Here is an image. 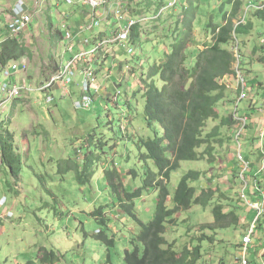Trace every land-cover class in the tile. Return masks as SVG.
Returning <instances> with one entry per match:
<instances>
[{
	"label": "rangeland",
	"instance_id": "374dc122",
	"mask_svg": "<svg viewBox=\"0 0 264 264\" xmlns=\"http://www.w3.org/2000/svg\"><path fill=\"white\" fill-rule=\"evenodd\" d=\"M19 1L0 0V40L7 37L4 23L9 19L11 6ZM24 1L30 7L31 12L28 13L32 17V24L24 33L8 40L17 39L25 51V57L10 61L3 68L0 66V91L4 85L24 84L33 90L43 87L54 74V68L71 58L69 53L63 51L65 43L56 32L63 35L62 27L65 28L67 21H78L79 17H74L72 21L62 18L61 13L72 7L62 0L59 1L62 2L60 7L57 0ZM116 1L125 7L132 19L153 18L159 9L163 11L159 20L133 29L132 41L135 40V43L132 45L129 42L127 45L134 50L133 55L128 56L126 49L112 47L110 54L114 56L93 64L96 85L100 80L98 88H101L104 79L110 81L124 76L119 78L121 88H118L120 96L117 102L108 100L112 91L105 92L108 101L95 97L89 111L78 112L72 103L81 96L77 93L81 87L78 86L70 92V96L65 97L63 92L51 88L43 93L23 95L26 99L7 103L6 112L0 117V121H6L0 137L3 131L13 135L14 148L21 161L15 176L7 166L0 167V200L4 198L6 201L0 208V264H41L39 258L44 252L54 253L58 257L56 264H125L124 251L130 249L129 242L138 229L123 215L124 210L119 208L117 196L108 186L106 173L119 170L117 181L122 184V191L127 192L142 186L143 176L148 170L157 174L151 161L143 163L139 160L142 152L136 148L137 142H133L135 136L132 134L133 139H129L127 128L131 126L135 113H141L143 107V103H138L132 94L140 86L142 72L144 80L148 78L145 66L153 63L156 54L161 55L173 43L175 36L172 31L176 22L180 21L182 7L185 9L189 1L197 0H179L175 7L169 9L166 6L172 0H112V3ZM201 1L207 5L205 7L211 13L213 22L221 24L218 7L227 0ZM240 1L245 6L242 9L244 14L246 5L255 0ZM263 4L262 0L253 5L258 7ZM111 9L109 6L101 14L103 22L99 29L104 30L103 34L113 25L110 21ZM251 14L249 11L246 17L258 25L254 34H264V21L253 19ZM248 37L254 36L250 34ZM244 40V53L247 55L252 45L248 46V51V40ZM238 42L242 46L240 39ZM90 47L87 44L86 48ZM255 57V63L248 64L247 73H242L246 79L247 94L246 99L238 105V113L249 120V128L241 138L243 155L250 157V163L258 171L263 157L256 153L255 142L264 115L256 114V110L264 107V87L261 86V90L256 92L254 85L260 81L264 86V63ZM14 65H25L27 71L13 74L11 68ZM235 65L236 60L233 71ZM80 80L78 76L73 79L78 85ZM224 84L228 86V98L217 109L220 117L233 114L234 105L230 107V103L238 99L236 82L227 78ZM71 86L67 87L68 91ZM130 92L132 98L128 96ZM49 99H53V103H48ZM53 105L55 110H50L52 114L45 112ZM122 117L123 123L120 121ZM136 126L138 138L145 140L152 137L147 127H139V123ZM217 126L218 122L210 123L207 130ZM233 132H228L226 128L219 129L218 140L222 144L214 146L215 162L182 163L172 183L168 184L172 192L173 186L188 171L200 172L203 175L201 187L207 189V186H211L217 192L218 202L223 209L232 210L239 217L237 224L232 221L230 229L213 232L209 228L215 224L213 206L209 209L196 207L190 212L176 215L174 225L168 226L166 239L174 244L178 252L189 249L193 254L200 248L201 256L197 264H239L241 252L237 245L256 217L239 200L241 186L235 179L239 167L233 161L236 156ZM89 137L95 146L92 153H87L84 146ZM129 170L137 174L135 181L127 174ZM210 180L211 185L207 183ZM155 202L153 190L144 191L142 199L134 202V214L142 223L147 224L152 220ZM100 207L104 209L102 218L107 220L108 231L91 218L90 213ZM99 231L114 241L113 246L96 240L95 235ZM254 239L255 244L264 246V217ZM250 258L253 256L250 255Z\"/></svg>",
	"mask_w": 264,
	"mask_h": 264
},
{
	"label": "trees",
	"instance_id": "16d2710c",
	"mask_svg": "<svg viewBox=\"0 0 264 264\" xmlns=\"http://www.w3.org/2000/svg\"><path fill=\"white\" fill-rule=\"evenodd\" d=\"M205 6L207 5L201 0H197L196 2L189 1L185 9L182 7L180 21L176 22L172 31L175 37L167 49L168 52L165 51L161 55L156 54L154 62L145 66L148 78L144 80L145 75L142 72L140 86L132 94L138 103H143V107L141 113H135L133 122L130 123L131 126L127 128L130 133L129 139L135 136L133 142H137L136 148L140 153L142 152L139 160L143 163L151 161L157 174L148 170L143 176L142 186L135 188L132 192H127L122 191L123 186L117 181L120 175L119 170L106 173L108 186L117 196L119 208L124 210L123 215L129 218L138 229L136 236L129 242L130 249L124 251L125 264H197L201 256L200 248H197L193 254L189 249L178 252L174 244L166 239L168 226L174 225L176 215L181 212L187 213L196 207L209 209L213 206L215 224L209 227L213 232L230 229L233 220L235 224L239 221L236 212L223 209L218 202L217 192L211 186H207V189L201 187L203 175L200 172L188 171L173 186L172 192L168 188L174 174L181 169L182 163H200L204 160L209 164L215 162L214 146L222 144L218 140L220 138L219 129L226 128L230 132L236 127L233 114L220 117L217 110L228 98L224 80L227 78L236 80L233 71L236 60L234 50L236 48L238 50V71L244 79L242 73H247L248 64L255 63V50L264 51V44H260L264 37L256 35L252 41L253 51H249L247 46L249 54L244 53L246 49L244 39L250 38L248 36L254 32V26L250 19H243V3L240 0H227L220 4L218 12L222 19L221 24L213 22L212 15ZM159 11L160 9L155 15ZM251 13H253L251 14L253 19L264 21V9ZM160 17L161 15L158 20ZM56 34L62 37V33L60 35L56 32ZM132 36L129 42L133 45L135 40L132 41ZM239 39L242 46L238 42ZM133 54L134 52L131 55ZM24 57L25 51L17 39H7L0 44L1 68L10 61H18ZM108 57L107 55L102 59ZM260 62L264 63L263 60ZM59 67L54 68V74ZM256 85L261 86V83H255L254 86ZM93 86H96V83ZM119 86L121 84L117 83V87ZM51 88L57 87H49L46 90ZM90 93L93 102L96 96L94 87L90 89ZM119 96L118 89H116L112 93V98L108 100L112 99L117 102ZM235 104L236 102L230 103V107ZM120 121L123 123L124 118L122 117ZM215 122H218V126L208 131V125ZM136 123H139V127H147L152 137L145 140L138 138ZM5 125L6 121H0V132ZM1 136L0 167L7 166L11 174L15 176L21 161L14 148V137L7 131H3ZM90 138H87L84 144L87 153H92L95 147ZM256 153L260 154V158L262 157L259 151ZM245 160L250 162L251 159L246 155ZM233 161L237 168L239 167L240 172L238 161L236 159ZM239 172L235 175L238 182ZM256 173L257 170L252 164L248 181L251 184L254 180L258 181L261 189L264 190V174L256 177ZM127 174L132 181H135L137 174L133 170L127 171ZM207 183L212 184L211 180ZM149 190L155 192L156 202L152 220L144 224L134 214V202L142 199L143 192ZM252 190L249 196L252 195ZM239 200L241 202V190ZM103 210V207H100L90 215L97 224L102 225L108 231L107 220L102 218ZM95 238L107 246L114 244V241L107 238L102 231H99ZM237 247L240 248V244ZM57 260L58 257L52 252H44L39 258L41 264H56Z\"/></svg>",
	"mask_w": 264,
	"mask_h": 264
},
{
	"label": "built area",
	"instance_id": "2783aa9c",
	"mask_svg": "<svg viewBox=\"0 0 264 264\" xmlns=\"http://www.w3.org/2000/svg\"><path fill=\"white\" fill-rule=\"evenodd\" d=\"M64 0L67 6L78 7L76 4H80L79 8L87 11L88 19L86 22L80 24L77 28L69 30L64 28V33L62 35V40L65 43L64 51L69 53L71 56L70 60L64 64H61L58 71L48 80L47 84L43 87H38L37 90H33L30 86L20 85H4L0 91L2 94L0 97V117L6 112V104L12 101L22 98L23 95H29L32 93H42L49 87H57L65 90L66 87L70 86L77 74V67H80V77L81 81V91L82 94L76 100L73 101V108L78 112H87L92 106V94L90 89L95 84L94 71L92 66L102 57L107 56L110 53L111 47H120L121 49H126L127 54H132V50L128 49L127 44L129 41L130 33L133 28L137 25L145 24L149 21L156 20L159 15L163 12L161 11L156 17L147 18L142 17L141 19H132L127 15L125 7L120 5L119 1L112 3V0ZM24 0H20L6 23V29L11 35L21 34L31 25L32 17L28 13V5L24 4ZM179 0H172L168 3L167 8H173L178 4ZM111 6V18L113 20V27L109 31V34L98 37L94 36L91 41L84 38L85 35H92L95 31L94 28L101 27L103 19L97 20V17L104 13V11ZM38 7V5H37ZM253 7L255 5L249 3L247 5V10L257 11ZM264 9V5L258 6ZM76 42L78 45L76 46ZM89 44L91 47L86 48ZM260 44H264V39L260 41ZM80 49V50H78ZM236 65L234 72L236 75V85L238 92V99L233 110V117L236 122V127L233 132L232 142L235 147V159L240 165L239 182L241 186V204L243 207L253 213L256 217L251 223V225L246 229L241 242H240V259L239 264H251L250 255L253 250L263 248L260 244H255V236L258 230V225L261 219L264 217V190L261 189L258 181L254 180L252 183L248 181V175L251 173L252 164L245 160L242 152L241 138L248 128L249 120L246 117L239 115L238 105L246 99L247 85L245 79L239 73V57L238 50H234ZM27 67L25 65H14L11 68V72L16 74L18 72L25 73ZM79 72V71H78ZM226 88L228 86L225 84ZM97 93V91L95 90ZM53 99H49L48 103H51ZM256 112L259 115H264V107L257 108ZM122 130L124 128L122 127ZM256 148L261 153L263 157V162L256 173V177L263 176L264 174V120L261 123L260 129L256 137ZM252 190V195L249 196L250 190ZM5 199L0 200V208L5 205Z\"/></svg>",
	"mask_w": 264,
	"mask_h": 264
},
{
	"label": "crops",
	"instance_id": "0c3cea01",
	"mask_svg": "<svg viewBox=\"0 0 264 264\" xmlns=\"http://www.w3.org/2000/svg\"><path fill=\"white\" fill-rule=\"evenodd\" d=\"M60 0H57V6L58 7H60V4L62 3V2H64V0H62V2L60 3L59 2ZM259 1H262V0H255L254 2H249V3H251V4H254L255 2H259ZM264 1V0H263ZM248 3V4H249ZM264 5V4H263ZM76 6H78V7H72V8H68L66 11H64L63 13H61L62 14V18L63 19H69L70 21H72L73 19H74V17H79V19H78V21H76V22H73V23H69V21H67V20H64V21H67V24H68V26H67V24H65V27L66 28H68L69 30H73V29H75V28H77L78 26H80V24H82V23H84V22H86V20L88 19V17H87V11L86 12H84V10L83 9H81V8H79V6H80V4H76ZM247 6V5H246ZM12 8L10 9V11H9V13H10V15H11V13H12V9H13V5L11 6ZM243 7H245V6H243ZM30 8V7H29ZM74 9V10H73ZM245 9V8H244ZM244 11V10H243ZM242 11V12H243ZM31 12V11H30ZM251 12H253V11H251ZM249 12L247 11V13H244L243 14V19H245L246 18V20H248L249 18H247L246 16H247V14H248ZM10 15H9V17H7V18H10ZM103 15V14H102ZM102 15H100V16H102ZM158 15V14H157ZM157 15H155L154 17H156ZM6 18V19H7ZM6 19H5V21H6ZM102 19H103V17H102ZM8 20V19H7ZM111 22H113V20H112V18H111V20H110ZM6 23V22H5ZM5 23H4V26H5ZM253 23V26H254V29L255 28H257L258 27V25H256V23L255 22H252ZM32 24V23H31ZM102 25V24H101ZM31 26V25H30ZM29 26V27H30ZM28 27V28H29ZM112 27H113V25H112ZM111 27V28H112ZM111 28H109L108 30H107V32H105L104 34H103V31L101 30V29H94L93 31H95L94 32V34H92V35H86V36H84V38L86 39V40H88V41H91L92 40V38L96 35V36H98V37H100V35L101 34H103V36H105V35H107V34H109V31L111 30ZM5 29H6V26H5ZM62 30H63V27H62ZM252 34H253V36L254 37H250V38H246L248 41H247V46H249L250 47V45H252V39L253 38H255L256 37V35H259V36H262V37H264V34H262V33H259V32H257V34H254V32H252ZM60 35H61V33H60ZM103 36H101V37H103ZM6 37H3V39H1L0 40V43L5 39ZM59 39L60 40H62V37L61 36H59ZM3 43V42H2ZM1 43V44H2ZM249 43V44H248ZM78 45V43L76 42V46ZM256 45H257V47L258 48H260L259 47V44L258 43H256ZM87 46V45H86ZM112 48V47H111ZM110 48V49H111ZM78 50H80V49H78ZM64 51V50H63ZM253 51V45H252V49H251V52ZM111 53V52H110ZM108 54V56L110 57V56H114V55H112V54ZM255 53H256V55L255 56H257V59H259V61L260 60H263L264 61V51H262V50H258V49H256L255 50ZM71 56V55H70ZM254 56V60H256V57ZM61 64H63L62 62H61ZM60 64V65H61ZM80 67H77V74L75 75V77L76 76H78L80 79H81V77H80ZM79 71V72H78ZM122 76V75H121ZM124 77V76H123ZM123 77H118L117 79H115V78H113L112 80H110L109 81V79L108 80H105L104 79V81H103V83H102V85H101V88H98L99 87V81L100 80H97V85L96 86H93L94 87V89L97 91V93L95 94L96 96L95 97H99L100 98V100L101 101H107V97L106 96H108L107 94H105V92H111L112 91V93L113 92H115V90L116 89H118V88H121V86H119V87H117V83H119V82H121V81H119V78H123ZM104 78V77H103ZM126 78V77H125ZM75 81H73V86H71V90L70 91H68L67 90V87H66V89L65 90H63V89H58V88H54V89H56V91H58V92H63V95H64V97H65V95H67L68 96V93H70L71 91H74L76 88H78V86H80L81 85V80L79 81V85L78 84H75L74 83ZM256 83H261V86L262 87H264L263 86V82H260V81H257ZM98 86V87H97ZM261 86H258V85H256V87H255V89H256V92H258L259 90H261ZM69 87V86H68ZM121 90V89H120ZM78 96L81 94V91L79 90L78 92ZM112 93H111V95H112ZM123 93V92H122ZM128 96L131 98V92L128 94ZM22 98H25L26 99V97H22ZM22 98L20 99V100H22ZM16 101H18V100H16ZM14 102V101H13ZM56 109H57V107H56ZM122 109H123V107H122ZM259 109V108H258ZM50 110H52V111H54L55 110V108H54V105L53 106H51V107H49L48 109H47V111H45V112H47V113H50ZM124 111V110H123ZM125 112V111H124ZM50 114H52V112L50 113ZM130 114V113H129ZM128 114V115H129ZM256 114H257V112H256ZM128 115L126 116V117H128ZM257 142V141H256ZM256 142H255V144H256ZM256 150V149H255ZM263 249H264V246H263V248H260V249H257V250H253L252 251V253H251V255L253 256V258H250L251 259V264H264V263H260V261H263L264 259V252H263ZM264 262V261H263Z\"/></svg>",
	"mask_w": 264,
	"mask_h": 264
},
{
	"label": "bare ground",
	"instance_id": "6f19581e",
	"mask_svg": "<svg viewBox=\"0 0 264 264\" xmlns=\"http://www.w3.org/2000/svg\"><path fill=\"white\" fill-rule=\"evenodd\" d=\"M83 1H84V0H83ZM83 1H82V2H83ZM24 4H25V2H24ZM25 7H26V4H25ZM27 7H28V10L30 11L29 6H27ZM14 8H15V6L13 7L12 10H14ZM166 8H167V6H166ZM253 8L256 9L257 11H261V10H262V8H259V7H253ZM161 11H162V10H161ZM161 11H159V13H160ZM247 11H248V10L246 9V10H245V13H247ZM159 13H158V14H159ZM160 15H161V14H160ZM160 15H159V16H160ZM101 19H102V16L99 15V16L97 17V20H101ZM157 19H158V18H157ZM137 26H138V25H137ZM137 26H136V27H137ZM99 28H100V27H99ZM99 28H94V29H99ZM63 29H64V27H63ZM94 29H93V30H94ZM133 29H134V28H133ZM6 31H7V37H6L2 42H4V41H6L7 39H9V37H15V36H18V35H19V34L11 35L10 32H9L7 29H6ZM132 35H133V30H132V32L130 33V36H132ZM130 36H129V38H130ZM129 41H130V40H129ZM129 41H128V44H129ZM2 42H1V43H2ZM1 43H0V44H1ZM128 44H127V45H128ZM127 47H128V46H127ZM128 49H130V48H128ZM236 49H237V48H236ZM131 50H132V49H131ZM133 52H134V51L132 50V53H133ZM127 55H129V54H127ZM130 55H131V54H130ZM81 79H82V78H81ZM81 81H82V80H81ZM72 83H73V82H72ZM36 90H37V89H36Z\"/></svg>",
	"mask_w": 264,
	"mask_h": 264
}]
</instances>
